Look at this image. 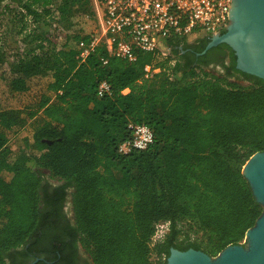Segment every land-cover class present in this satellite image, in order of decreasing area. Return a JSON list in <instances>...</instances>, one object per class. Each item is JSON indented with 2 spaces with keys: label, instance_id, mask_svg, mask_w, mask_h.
<instances>
[{
  "label": "trees",
  "instance_id": "1",
  "mask_svg": "<svg viewBox=\"0 0 264 264\" xmlns=\"http://www.w3.org/2000/svg\"><path fill=\"white\" fill-rule=\"evenodd\" d=\"M0 10L11 16L0 32L7 93L50 78L32 105L0 109V264H77V248L91 264H165L170 248L215 257L243 243L262 211L241 170L264 152V81L236 70L229 47L200 55L210 37L171 39V65L140 51L121 60L99 44L82 59L89 35H68L65 23L94 19L91 0H0ZM222 47L216 70L206 57ZM145 65L159 72L145 79ZM36 118L12 151L6 133ZM130 123L153 140L122 155ZM159 223L168 231L150 246Z\"/></svg>",
  "mask_w": 264,
  "mask_h": 264
},
{
  "label": "built area",
  "instance_id": "2",
  "mask_svg": "<svg viewBox=\"0 0 264 264\" xmlns=\"http://www.w3.org/2000/svg\"><path fill=\"white\" fill-rule=\"evenodd\" d=\"M98 25L97 33H88L89 44L82 49L83 59L95 46L102 44L115 58L132 62L135 51L151 53L162 59L175 58L170 54L169 41L184 39L189 42L199 37L219 35L228 25L231 0H91ZM106 61H103L105 64ZM159 72L152 65L143 68L144 78ZM102 82L98 95L108 92ZM128 89L121 91L122 95ZM130 138L121 142L117 152L122 155L132 150H144L153 140L151 130L140 124H128ZM168 231L167 223L155 226L150 246L161 242Z\"/></svg>",
  "mask_w": 264,
  "mask_h": 264
},
{
  "label": "water",
  "instance_id": "3",
  "mask_svg": "<svg viewBox=\"0 0 264 264\" xmlns=\"http://www.w3.org/2000/svg\"><path fill=\"white\" fill-rule=\"evenodd\" d=\"M228 20L224 33L210 37L200 55L225 44L235 56L236 70L264 81V0H231ZM236 82L247 85L239 79ZM241 174L262 208L254 225L245 232L243 243L229 245L215 257L194 249L170 248L165 264H264V152L254 153Z\"/></svg>",
  "mask_w": 264,
  "mask_h": 264
},
{
  "label": "rangeland",
  "instance_id": "4",
  "mask_svg": "<svg viewBox=\"0 0 264 264\" xmlns=\"http://www.w3.org/2000/svg\"><path fill=\"white\" fill-rule=\"evenodd\" d=\"M4 4H2L1 9L3 8ZM1 12V10H0ZM9 17L6 13L2 18H0V32L3 30V25L10 26L11 22ZM66 31L68 35H74L77 32L80 34H88V33H97L98 32V25L96 23L95 18L89 19V18H74L69 21V23H65ZM20 45V43H19ZM18 45V46H19ZM70 46H75V43L73 41H70ZM80 45H77V48H79ZM10 59V58H9ZM8 59V62L10 61ZM2 72H6V67H2L0 69V74ZM7 75H9L8 72H6ZM50 80L48 74H45L44 72H40L37 76L30 79L28 82V91L24 94L14 95L11 96L7 93L6 90V84L0 79V109L1 108H12V109H22L28 105H32L35 102L36 96L42 91V89L45 87V85ZM241 86H246L243 84L238 83ZM40 123V119L36 118L32 121L27 122L21 129H13L10 132H7L8 137V147L14 151H19L23 145V138H29L31 133L34 131V129L38 126ZM26 153L33 154L34 150L31 149V147L27 148ZM52 184H55L54 181H50Z\"/></svg>",
  "mask_w": 264,
  "mask_h": 264
},
{
  "label": "flooded vegetation",
  "instance_id": "5",
  "mask_svg": "<svg viewBox=\"0 0 264 264\" xmlns=\"http://www.w3.org/2000/svg\"><path fill=\"white\" fill-rule=\"evenodd\" d=\"M4 4V3H2ZM228 50H226L224 47L221 49H216L214 51H211L208 56L206 57V60H209L210 65L216 66V70H220L221 65L223 64L222 60L225 56V53H227ZM62 215L65 218H68L70 216V208H69V202H66L64 207L62 208ZM76 258H77V264H91L90 259L86 255V253L81 249L77 248L76 250ZM31 262V261H30Z\"/></svg>",
  "mask_w": 264,
  "mask_h": 264
}]
</instances>
